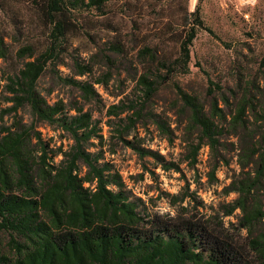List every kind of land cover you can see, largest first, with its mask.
Listing matches in <instances>:
<instances>
[{
    "label": "rangeland",
    "instance_id": "rangeland-1",
    "mask_svg": "<svg viewBox=\"0 0 264 264\" xmlns=\"http://www.w3.org/2000/svg\"><path fill=\"white\" fill-rule=\"evenodd\" d=\"M198 7L208 31L201 30L191 48L190 72L168 75L141 52L167 38L160 53L172 63L184 35L180 26ZM77 17L80 30L58 46L60 58L39 80L38 93L61 108L60 118L90 116L89 129L96 136L84 147L120 175L146 220L216 217L235 234L232 225L242 214L227 216L237 198L229 189L244 179L243 165L252 162L254 167L253 148L263 152L264 0H112ZM49 36L50 27L32 1L0 0V134L34 125L49 146V162L59 164L75 146L72 136L60 124L37 121L28 106L10 111L12 81L48 48ZM142 76L158 82L151 97L140 83ZM65 80L88 84L94 94L85 97ZM181 92L197 98L216 122L215 151L193 126ZM240 104L246 105L249 130L233 123ZM79 167L86 177V167ZM9 240L0 232L3 251Z\"/></svg>",
    "mask_w": 264,
    "mask_h": 264
},
{
    "label": "trees",
    "instance_id": "trees-1",
    "mask_svg": "<svg viewBox=\"0 0 264 264\" xmlns=\"http://www.w3.org/2000/svg\"><path fill=\"white\" fill-rule=\"evenodd\" d=\"M30 1L50 27V42L12 81L10 102L14 106L10 111L30 107L37 121L60 124L75 146L63 154L59 164H52L49 146L34 125L6 128L0 134V232L10 236L8 250L0 248V264H264V136L260 140L263 152L253 148L249 156H257L254 167H250L252 162L243 165L244 179L229 189L237 198L227 216L236 211L242 214L237 225H232L235 234L216 217L146 220L125 192L120 175L99 164L84 147L96 136L95 130L89 129L90 116L60 118L61 108L49 105L37 90L48 67L60 58L58 46L80 30L77 14L101 9L112 0ZM185 17L178 58L172 63L160 53V45L169 42L167 38H159L155 46L148 44L141 52L167 69L168 75L190 72L191 48L198 33L208 31L200 7ZM65 81L85 97L94 94L88 84ZM140 83L149 97L157 92V81L142 76ZM181 95L202 141L215 151L219 142L213 117L197 98L184 92ZM246 110V105L240 104L233 123L249 130ZM218 111L214 107L213 115ZM33 145L38 147L36 151ZM200 149L201 145L193 148L194 161ZM79 163L86 167V177L81 176Z\"/></svg>",
    "mask_w": 264,
    "mask_h": 264
}]
</instances>
